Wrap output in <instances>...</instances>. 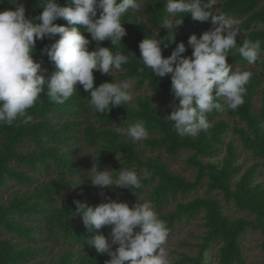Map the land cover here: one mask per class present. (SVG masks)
Instances as JSON below:
<instances>
[{
  "label": "trees",
  "instance_id": "trees-1",
  "mask_svg": "<svg viewBox=\"0 0 264 264\" xmlns=\"http://www.w3.org/2000/svg\"><path fill=\"white\" fill-rule=\"evenodd\" d=\"M56 2L60 6L69 4V0ZM139 2V11L130 10L122 18L127 35L118 48L112 49L129 56V62L116 72L117 78L134 79L136 86L146 85L173 103L170 74L161 78L151 73L140 60L139 49L145 37L155 36L157 32V38L167 35V29L160 25L167 16L166 0ZM218 2L217 13L242 21L238 46L251 39L260 40L264 48V0ZM17 3L25 7L29 18L43 10L41 0H0V11L14 10ZM55 23L66 25L67 22L57 19ZM209 29L210 19L201 22L193 20L190 14L185 15L183 24L175 29L174 42L163 49V55L169 56L176 44L184 42L187 51L182 55L190 57L193 49L188 45L189 36L196 34L199 38ZM83 34L91 39L90 33ZM58 38L57 35L36 43L33 58L40 62L45 77L54 71V65L43 49ZM102 46L111 47V42L103 41ZM95 47L93 41L89 50ZM227 59L233 61L234 68L253 73L246 86L245 103L235 111L225 108L210 113L209 130L195 138L178 135L173 122L148 95H137L126 106L96 114L80 84L63 104L51 103L46 94H41L40 101L29 110L32 117L29 123L0 126V264H107L111 259L107 254L97 253L87 242L94 233L86 230L80 215H75L74 201L91 206L103 201L100 188L90 183L92 174L88 171L84 148L93 149L92 166L96 163L103 169L114 162L118 168L142 170L145 175L141 177L140 189L106 190L111 195L145 192L169 232L183 219L203 216L204 232L197 254H184L177 263L207 264V254L217 246L216 264H244L240 237L248 229L260 232L264 261V182L258 177L260 166L256 161L243 168L236 163L242 149L264 165V56L258 61L257 69L238 53ZM140 68L144 71H139ZM94 76L96 86L115 82L113 73L110 76L94 71ZM138 120L148 130L143 143L149 149L163 151L170 157L180 150L190 152L186 161L195 168L192 179L173 170L160 157L145 155L138 142L115 132L117 127L126 128ZM203 182L208 192L218 191L226 202H232L248 216L230 217L223 213L219 200L210 195L176 201L166 209L170 200L188 195ZM97 231L108 237L110 227Z\"/></svg>",
  "mask_w": 264,
  "mask_h": 264
},
{
  "label": "clouds",
  "instance_id": "clouds-1",
  "mask_svg": "<svg viewBox=\"0 0 264 264\" xmlns=\"http://www.w3.org/2000/svg\"><path fill=\"white\" fill-rule=\"evenodd\" d=\"M217 3L166 0L167 16L160 25L167 29V35L157 38V32L139 43L144 67L161 78L170 74L173 103L166 117L182 137L195 138L207 132L211 126L208 115L213 111H235L244 105L253 73L234 68L227 61L229 55L238 53L249 64H256L264 56L260 40L245 39L238 46L242 21L210 12L208 9ZM41 4L43 10L34 18L27 17L19 3L14 10L0 11V126L29 123V110L37 105L41 94H46L51 103L63 104L76 93L77 84L88 93L89 105L96 114L132 103L130 81H106L96 86L94 71L112 76L129 62L128 55L112 49L118 48L127 35L122 18L130 10L141 9L139 0H69L67 6H60L56 0H41ZM187 14L201 22L210 18L214 27L199 38L196 34L189 36L188 45L193 49L190 57L182 55L187 51L184 42L176 44L165 57L163 49L174 42L175 29ZM57 19H63L66 25L55 23ZM81 28L90 33L91 39ZM57 35L59 38L43 49L54 65V71L45 77L33 53L38 40ZM106 40L111 47L102 46ZM93 41L96 47L89 50ZM115 132L133 142L149 135L142 120L126 128L117 127ZM90 170L94 173L89 179L91 185L100 189L142 187L141 177L133 169L121 167L114 176L112 170H102L94 163ZM74 203L75 215H80L86 230L94 233L87 242L97 253L111 257L107 264H170L166 247L169 229L150 202L132 206L112 199L95 206L79 200ZM104 227H110L108 237L97 231Z\"/></svg>",
  "mask_w": 264,
  "mask_h": 264
},
{
  "label": "rangeland",
  "instance_id": "rangeland-1",
  "mask_svg": "<svg viewBox=\"0 0 264 264\" xmlns=\"http://www.w3.org/2000/svg\"><path fill=\"white\" fill-rule=\"evenodd\" d=\"M220 3L212 5L211 12L216 13L219 10ZM235 19L234 16H229ZM210 19V18H209ZM214 26L211 24L210 19V28ZM230 64H233L231 59H227ZM256 69L258 68V62L256 64H251ZM115 76V82H120L121 80L117 78V73H113ZM131 82V89L134 98L137 95H148L152 98L154 104L157 106L158 109L161 110L162 113L165 115H169L172 111V103L167 100L162 94L151 90L146 85L136 86L134 79L129 80ZM153 93V94H152ZM258 104V101L256 102ZM140 148L143 150L145 155L147 156H157L160 157L162 160L166 161L170 165V167L185 175L188 178H193L195 174V168L187 164V156L189 155V151L187 150H180L174 156H169L163 151L158 150H151L146 147L143 141L138 142ZM240 156L237 158L236 163L240 164L243 167L248 166L253 161H256L260 166V171L258 173V177L260 181L264 182V165L263 161L259 159H253V157L248 154L246 151L240 149ZM83 154L88 160L89 165V173L92 175L94 174L90 169L92 168L91 165V157L93 155V149L84 148ZM103 169H110L112 170V174L115 176L118 174V170L120 168L116 167L114 162H111L108 166ZM102 169V170H103ZM131 169V168H127ZM140 177L144 176L145 173L141 170L137 172ZM101 190V197L103 201L108 199L118 200L123 202H128L135 204L136 202L142 203L147 200V194L145 192L138 193V194H127V195H111L107 192L106 188L100 189ZM195 195H210L216 197L221 205L223 213L229 215L230 217H237V216H248V213L242 210L237 209L232 202H226L222 194L218 191L208 192L205 182L197 186V189L190 192L188 195L185 196H178L176 199L170 200V203L166 206V209L173 207L176 201L185 200L191 198ZM203 216L200 214L196 218L190 219L188 221L181 220L174 225L173 231L169 232L167 245L166 247L169 250V259L170 264H188L184 263H177L178 259H180L184 254L186 255H196L198 252V244L201 241V235L204 232V227L202 225ZM260 242H261V234L259 231L253 230H246L240 237V243L242 245V253L244 256V264H264L263 255L260 250ZM217 252L218 247L214 246L212 250L207 254V264H216L217 261Z\"/></svg>",
  "mask_w": 264,
  "mask_h": 264
}]
</instances>
